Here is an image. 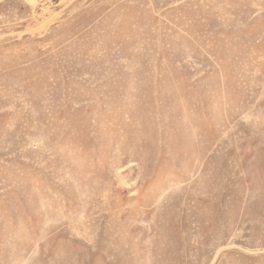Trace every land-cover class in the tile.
I'll use <instances>...</instances> for the list:
<instances>
[{
    "label": "rangeland",
    "instance_id": "rangeland-1",
    "mask_svg": "<svg viewBox=\"0 0 264 264\" xmlns=\"http://www.w3.org/2000/svg\"><path fill=\"white\" fill-rule=\"evenodd\" d=\"M0 264H264V0H0Z\"/></svg>",
    "mask_w": 264,
    "mask_h": 264
}]
</instances>
